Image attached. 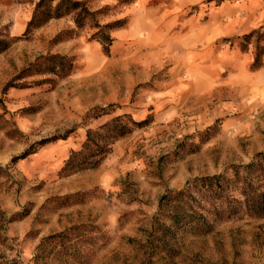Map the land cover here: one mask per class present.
Segmentation results:
<instances>
[{"label": "rangeland", "instance_id": "1", "mask_svg": "<svg viewBox=\"0 0 264 264\" xmlns=\"http://www.w3.org/2000/svg\"><path fill=\"white\" fill-rule=\"evenodd\" d=\"M38 1L0 0V264H264V217L221 211L240 196L234 166L264 150V15L244 32V10L222 15L244 0H82L95 12L83 26L71 13L27 32ZM49 53L74 69L25 72ZM123 113L147 120L97 166L64 169ZM215 174L221 198L203 181Z\"/></svg>", "mask_w": 264, "mask_h": 264}, {"label": "trees", "instance_id": "2", "mask_svg": "<svg viewBox=\"0 0 264 264\" xmlns=\"http://www.w3.org/2000/svg\"><path fill=\"white\" fill-rule=\"evenodd\" d=\"M71 13H74V20L80 27L95 15V12L82 0H39L35 6L33 16L28 23L27 32L43 25L51 18L61 17ZM119 25H121L120 21L106 26L111 28ZM98 32L104 51L108 53L112 43V37L101 29ZM256 33H258V30L245 35V38L249 41ZM262 64L261 56L257 55L253 67L258 68ZM74 66V60L72 58L60 53H49L41 55L25 69V72H28V74H53L63 77L72 71ZM49 79L50 77H45L42 80ZM1 103L2 99L0 98V104ZM110 112L109 110H105L101 114L95 116L98 117L103 114H109ZM146 120L147 119L135 120L131 114L123 113L111 117L106 122L100 124L96 129H89L87 138L82 147L71 152L64 169L69 168L70 171H74L97 166L105 153L110 149V145L116 139L128 134L132 131L133 127L142 125ZM21 157H24V155L18 158ZM234 175L235 178L233 181L236 183L235 189L240 196H233L229 199L228 205L221 211H227L232 215L245 210L246 214L252 218L260 219L264 217V150L256 154L254 160L248 164L235 165ZM225 177L226 176L221 174H215L204 178L203 181L206 182V185H208V182L211 183V185L215 187L216 192H219L218 195H220L219 198H221L222 196L224 197L225 192V184L223 182ZM181 192L182 191H179V193ZM169 197L171 196L165 195L163 198ZM173 207V222L178 224L183 221L187 222V214L182 210V206L174 203ZM202 215L204 216V214ZM207 219L208 218L205 216L202 221L201 219H196V225L199 227H211L212 224L209 223ZM55 237L56 236H52V238Z\"/></svg>", "mask_w": 264, "mask_h": 264}, {"label": "crops", "instance_id": "3", "mask_svg": "<svg viewBox=\"0 0 264 264\" xmlns=\"http://www.w3.org/2000/svg\"><path fill=\"white\" fill-rule=\"evenodd\" d=\"M147 1L148 0H137V3H138V5H143ZM200 1H202V0H177V2H180L179 3L180 6L178 7V9L184 8L188 4L197 3ZM261 4H262L261 0H251L250 2H247L244 0L243 3L241 5H239L238 7L233 6L232 10H230L231 8H225L222 11L223 16L239 18V17H241L240 15H242L240 12L242 10H244L245 13L243 15L249 16L250 19L248 22L245 21V23L242 24L243 19H244L243 18L241 21H239V24H236L235 26L233 24H230L231 22L226 21L225 23L222 24L221 32L222 31H229V28L231 25H233L234 27H238V28H236L237 30H241L244 32L251 30L254 27H256V25H258L261 22V20H262L261 17L264 15V8L261 6ZM236 29H234L233 31H235ZM263 81H264V72L260 76L259 83H263ZM263 90H264V86H263Z\"/></svg>", "mask_w": 264, "mask_h": 264}]
</instances>
